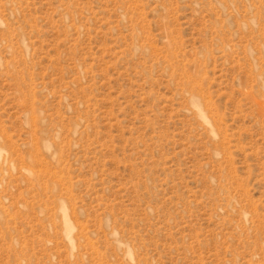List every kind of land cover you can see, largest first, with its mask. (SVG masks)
<instances>
[{"label":"rangeland","instance_id":"obj_1","mask_svg":"<svg viewBox=\"0 0 264 264\" xmlns=\"http://www.w3.org/2000/svg\"><path fill=\"white\" fill-rule=\"evenodd\" d=\"M0 264H264V0H0Z\"/></svg>","mask_w":264,"mask_h":264}]
</instances>
